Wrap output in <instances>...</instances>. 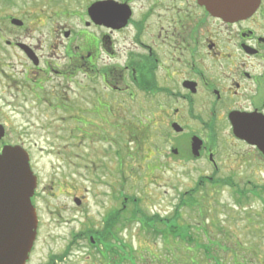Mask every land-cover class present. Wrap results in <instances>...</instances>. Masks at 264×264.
Instances as JSON below:
<instances>
[{
  "label": "flooded vegetation",
  "instance_id": "obj_1",
  "mask_svg": "<svg viewBox=\"0 0 264 264\" xmlns=\"http://www.w3.org/2000/svg\"><path fill=\"white\" fill-rule=\"evenodd\" d=\"M257 1L248 15L222 18L201 0H52V12L62 9L50 15L39 10L41 17L34 19L33 31L24 20L2 15L0 152L4 146L20 145L28 154L36 176L31 201L37 235L42 203L49 207L51 200L62 196L65 202L55 204L53 213L61 223L75 220L63 218L62 213L78 214L71 235L89 238L92 244L94 238L107 242L116 236L113 186L110 200L99 205L102 213L97 224L87 225L86 164L78 150L87 138L115 140L103 125L116 132L119 111L130 105L150 112L140 116L146 124L162 126L157 136L159 142L169 137L171 158L201 162L212 169L211 175L220 171L221 149L228 158L240 161L243 155L233 156L231 149L247 145L264 161L254 146L232 134L230 122L233 114L255 113L264 118V0ZM54 16L69 21L57 22L54 34L38 30L54 24ZM24 31L32 34L26 36ZM6 107L24 117L19 132L9 130L14 124L2 112ZM155 112L160 115L153 120ZM36 125L49 139L52 127L61 133L60 140L73 147V152L50 153L65 160L66 171L63 178L52 174L47 184H42L30 147L28 130ZM172 125L181 127L173 136L166 132ZM174 137L183 138L181 151ZM195 137L200 141L197 151L192 148ZM155 153L157 162L165 165V152L153 150L151 157ZM79 157V166H73L72 159ZM111 158L116 170L117 152ZM211 175L203 177L213 180Z\"/></svg>",
  "mask_w": 264,
  "mask_h": 264
},
{
  "label": "rangeland",
  "instance_id": "obj_2",
  "mask_svg": "<svg viewBox=\"0 0 264 264\" xmlns=\"http://www.w3.org/2000/svg\"><path fill=\"white\" fill-rule=\"evenodd\" d=\"M51 1L41 0L38 5H32L34 0H0V19L2 15L22 19L33 31L34 19L41 17L39 10L50 15L62 9L52 12ZM53 21L54 24L38 30L54 34L57 22L62 24L69 20L54 16ZM31 31H24V34L28 36V33L32 34ZM138 108V105H130L119 111L116 132L112 131L110 125H103L109 136H116L115 140L87 138L78 150L83 156L81 161L86 164L87 225L97 224L102 213L99 205L110 200L111 186L117 196L115 205L118 210L125 205L123 215L134 210V218L124 222L118 218L116 236L108 240L112 246H108L106 252L105 242H101L102 248L98 243L91 246L85 237L71 235L78 226V214L62 213L65 219H75L72 222L61 223L57 220L53 206L65 202L62 196L51 200L49 207L42 203L41 226L26 264H159L167 258V264H215L216 261L219 264H264V191L260 189V186H264V161L259 154L247 145L234 146L232 154H242V159H245L242 162V159L237 161L231 155L228 158L221 149L220 171L211 175L212 169L201 162L184 161L176 155L171 158L169 141H161L160 138L159 142L157 136L162 126L146 124L140 116L150 112L147 109L139 111ZM4 110L14 124L9 126V130L19 132L24 117L15 115L7 107L3 113ZM155 113L153 120L160 115ZM51 130L53 137L50 136V139L38 125L28 130L42 184H47L52 174L63 178L66 171L65 160L57 159L50 153L63 150L73 152L69 142L60 140L61 133L55 132L52 127ZM166 132L175 134L169 127ZM226 134L227 131L223 129L221 135ZM174 140L179 144L177 150L181 151L183 138ZM25 144L28 146V143ZM159 144L161 147H158ZM153 150L165 152V165L157 162L158 154L151 157ZM115 152H118L116 170L111 158ZM72 160L76 163L73 166L78 167L80 157ZM80 171L83 172V169ZM203 175L213 176L214 182H209ZM253 185L258 186L253 190L255 195L250 193ZM241 189L247 191L245 198L240 197ZM184 192H191L194 196L195 207L186 204V201L183 206L180 204ZM125 197L128 199L124 200ZM175 211L178 217L173 220L188 231L185 233L189 239L187 235L178 239L170 236L162 238L144 230L140 224L141 212L145 216L156 214L166 217L175 216ZM120 214L118 211V216ZM161 225L158 223V226ZM204 248L208 251H204Z\"/></svg>",
  "mask_w": 264,
  "mask_h": 264
},
{
  "label": "water",
  "instance_id": "obj_3",
  "mask_svg": "<svg viewBox=\"0 0 264 264\" xmlns=\"http://www.w3.org/2000/svg\"><path fill=\"white\" fill-rule=\"evenodd\" d=\"M217 16L248 15L257 0H201ZM235 137L255 146L264 156V118L258 114L230 116ZM179 131L178 126H173ZM200 141L192 140L194 151ZM35 177L26 152L19 146H6L0 153V264H25L35 235L36 214L31 203Z\"/></svg>",
  "mask_w": 264,
  "mask_h": 264
},
{
  "label": "trees",
  "instance_id": "obj_4",
  "mask_svg": "<svg viewBox=\"0 0 264 264\" xmlns=\"http://www.w3.org/2000/svg\"><path fill=\"white\" fill-rule=\"evenodd\" d=\"M210 182L211 183L214 182V178ZM254 189L255 188H253L252 191ZM262 190L264 191V186L262 187ZM245 192H247V191L246 190H243V189L240 190V194H241L240 197L241 198L242 197L245 198V194H246ZM181 200L182 201L180 202V204L182 206H183L184 201H186L187 202L186 204L191 205L192 207H195L194 204L196 203V200L194 199V196H192L191 192H185V193H183ZM120 212H121V214L118 216V218H122L123 219V222L124 221H128L131 217L134 218V216H133L134 210L133 211L132 210L129 211L128 215H123V210H120ZM137 213H139V211H137ZM140 214H141V219L139 218L140 219V224L142 225V227L144 228V230H146L148 232H151L154 235H158L159 237H162V238H164L166 236H170V237L176 238V239L181 238L182 236L187 235L185 233V231L186 232H188V231L183 226H181L179 224H176V222L173 220L174 218H177L178 217L176 211L174 213L175 216H166L164 218L159 217L156 214L155 215H152V216L151 215L150 216H145V214H143L142 212ZM154 219H156V220H154ZM158 223H162L163 227H161L162 225L161 226H158ZM164 226H166V228ZM175 229H177L176 232H175ZM178 229H182L184 231L179 232ZM160 231H163V232H160ZM189 238H190L189 235H187V239H189ZM95 241H100V240L95 238ZM106 248H107L106 249V252H107V250H108V244H106ZM206 250L207 249L204 248V251H206ZM168 260L169 259L167 258V260H165V261L163 260V262L165 264H167L166 261H168ZM163 262H160L159 264H162ZM215 264H219V261H216Z\"/></svg>",
  "mask_w": 264,
  "mask_h": 264
}]
</instances>
